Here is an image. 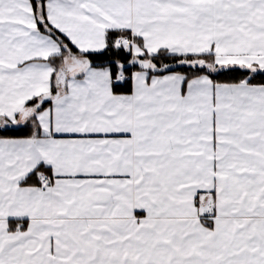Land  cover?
I'll list each match as a JSON object with an SVG mask.
<instances>
[{
  "label": "snow or ice",
  "instance_id": "6c2138e0",
  "mask_svg": "<svg viewBox=\"0 0 264 264\" xmlns=\"http://www.w3.org/2000/svg\"><path fill=\"white\" fill-rule=\"evenodd\" d=\"M0 264H264V0H0Z\"/></svg>",
  "mask_w": 264,
  "mask_h": 264
}]
</instances>
